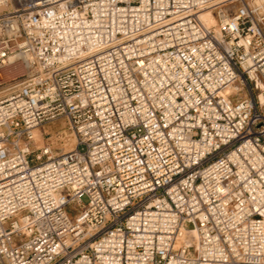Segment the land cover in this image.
I'll return each instance as SVG.
<instances>
[{"label":"built area","instance_id":"built-area-1","mask_svg":"<svg viewBox=\"0 0 264 264\" xmlns=\"http://www.w3.org/2000/svg\"><path fill=\"white\" fill-rule=\"evenodd\" d=\"M0 5V264H264V0Z\"/></svg>","mask_w":264,"mask_h":264},{"label":"rangeland","instance_id":"rangeland-1","mask_svg":"<svg viewBox=\"0 0 264 264\" xmlns=\"http://www.w3.org/2000/svg\"><path fill=\"white\" fill-rule=\"evenodd\" d=\"M3 8L4 7L0 5V12L3 10ZM11 67L12 66H7L1 70L4 80L3 83L0 84V98L4 97L10 91V86L19 82L22 78V75L25 73L22 66L20 67V65L12 68ZM33 133V148L50 145L52 152L55 153L61 151L62 149L68 150L73 145V136L71 135L67 124L62 119L46 123L42 127L35 129ZM83 202H86L85 197H83Z\"/></svg>","mask_w":264,"mask_h":264},{"label":"bare ground","instance_id":"bare-ground-1","mask_svg":"<svg viewBox=\"0 0 264 264\" xmlns=\"http://www.w3.org/2000/svg\"><path fill=\"white\" fill-rule=\"evenodd\" d=\"M204 18H205V20L208 22V23H211L212 22V18L210 17V15L209 14H205V16H204ZM17 65H20V67L22 66V68H23V70L24 71H27V65H26V63L23 61V60H17V58H13L11 61H10V63H8L7 65H5V66H3L2 68H1V70L5 67H7V66H12V67H16ZM11 67V68H12ZM10 69V68H9ZM1 70H0V84L1 83H3V80H4V76L2 75V72H1ZM6 70V69H5ZM14 70H15V68H14ZM7 71V70H6ZM7 73V72H6ZM5 73V74H6ZM10 73V72H9ZM8 73V74H9ZM7 75V74H6ZM13 75H14V73H13ZM8 76V75H7ZM6 77V76H5ZM10 77V76H9ZM8 78V77H7ZM67 148V147H66ZM63 150V149H62ZM63 151H65V150H63Z\"/></svg>","mask_w":264,"mask_h":264}]
</instances>
